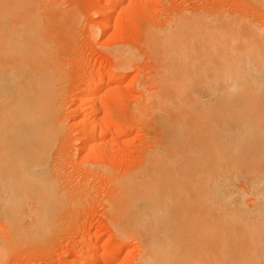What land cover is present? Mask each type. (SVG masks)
Instances as JSON below:
<instances>
[{
  "label": "bare ground",
  "instance_id": "6f19581e",
  "mask_svg": "<svg viewBox=\"0 0 264 264\" xmlns=\"http://www.w3.org/2000/svg\"><path fill=\"white\" fill-rule=\"evenodd\" d=\"M117 2L104 0L107 6L116 7L107 10L106 4L101 5L103 22L118 12ZM36 12H23L20 21L34 22ZM225 16L213 20L218 21L211 24L216 30H211L206 19L199 18L207 23L201 21L200 26L191 19V26L184 24L185 29L190 28L188 33L175 34L169 29L160 40L164 64L157 72L156 89H163L165 95L156 96L146 112L160 117L153 123L158 127L160 122L161 136L135 174L113 180L117 192L105 201L115 242L124 243L132 237L139 244L131 264H264V30L255 23L246 26L242 16L224 20ZM37 35L31 37L30 45L33 41L32 45H39L42 37ZM5 41L11 49L20 46ZM122 55L123 69L130 60L127 52ZM18 60L0 64V165L22 164L27 173L35 165H45L52 146L60 145L67 133L65 78L61 66H36ZM94 73L84 79L79 104L69 111L72 117L86 114L76 122L79 135L75 140L80 143L76 148L83 151L90 143L102 153L101 140L107 134L128 135L135 126L110 122L107 108L95 107L100 88L121 86L116 73ZM141 129L143 132L144 127ZM63 188L60 196L65 205L72 188ZM47 191L43 183L33 180L9 196L5 193L4 203L0 202L5 226L16 230L26 216L32 228L42 227ZM5 226L0 227L3 232ZM95 246L79 247L84 255L77 264H103L121 250L112 246L97 257Z\"/></svg>",
  "mask_w": 264,
  "mask_h": 264
},
{
  "label": "rangeland",
  "instance_id": "374dc122",
  "mask_svg": "<svg viewBox=\"0 0 264 264\" xmlns=\"http://www.w3.org/2000/svg\"><path fill=\"white\" fill-rule=\"evenodd\" d=\"M118 1L115 0L117 2L115 5L119 4L117 15L115 14L110 17L111 19L103 22L102 20L105 18L102 17L100 7L106 4L104 0H0V64H8L15 59L21 61L22 58V63L36 66H61L63 68V73H61L65 78L63 96L65 108L63 110H65L64 122L67 132L62 138V147L58 142L52 146L45 165L44 163L40 164V167L35 165L33 169L26 170L31 174L24 172L22 164L5 163L0 165V188L2 187L0 202L4 203L5 193L9 196L15 189L33 180L43 183L48 190L43 196V202H45L43 205L46 210L40 225L42 227L32 228L27 221L29 217L23 216L22 227L16 230L7 228L2 214L3 205L0 203V224L2 223L0 227L5 226L7 230L11 231V233L8 232L9 235L5 229L4 236L5 232L0 228V264H72V262L77 264V260H82L84 255H82L83 252L78 251L79 247L81 250L89 244L92 247L93 245L97 246L93 248L97 257H100L104 250L110 249L112 246H119L117 248L121 249V253L119 251L114 258L106 259L107 263L103 262V264L133 263L139 244L137 241L134 242L132 237L127 238V243L115 242L116 239L110 235L112 234L108 221L110 214L106 210L105 201L111 199L117 192L113 185L114 181L129 176L132 172V175L135 174L137 169L146 162L147 157L149 158L152 147L161 136L160 117L155 115L157 113L154 114L155 116H148V112L151 114L154 112H146L155 103L156 96L164 92L163 89H156L159 88L156 84L159 79L157 74L164 64L160 58L164 49V47L162 48L163 44L160 43L161 39L170 33L169 29H172L171 33L175 34L176 32L177 34L188 33L190 28L185 29L187 25L184 24L188 23L191 26L189 23L191 19L195 25L200 23L199 26L201 21L206 19L205 21L208 20L210 26L218 22L217 20L214 22V19L220 20L222 18L220 16L225 15L230 17L226 18L225 16L224 20H231L229 19L231 17L240 19L242 16L241 20L242 18L246 19V26L255 23L264 30V0ZM112 5L110 4L109 7V4L108 6L106 4L104 8L107 7L106 9L110 10L116 7L115 5L112 7ZM32 9L35 12L37 10L33 16L34 22H21L20 17L22 16L20 15L29 14V10ZM21 11L25 13L22 12L18 15ZM223 13L225 15H221ZM194 18L197 19L194 21ZM100 20L103 23L99 24V26L102 25L100 26L102 29L99 30L97 24ZM205 24L207 23L205 22ZM205 24L203 25L205 26ZM222 24L223 22L220 21L219 28H222ZM194 27L196 28V26ZM174 28L175 32H173ZM212 28L211 30L214 28L216 30V25ZM207 29L206 32L210 31ZM35 34H38V38L39 35L42 37L40 43L35 41L36 44L37 42L39 44L37 47L34 46L35 44L32 45L33 40L32 46L28 43L29 40L31 42V37ZM3 39L11 45L18 42L20 46L16 47L15 45V48L11 49ZM13 52L17 56L22 53V57L17 58ZM120 52L129 54L130 62L127 61L128 65L123 69L120 68V62L123 59L122 56L126 57V54L122 55ZM94 72H101L103 75L116 73L117 82L121 86L106 85L100 88L96 103H94L95 107L107 108L108 115L111 116H108L107 119L110 122L125 126L134 124L135 126L128 135L107 134L106 138L101 140V148L104 147L102 153L92 148L90 143L83 151L76 148L80 147L78 140H75L79 135L76 122L86 114L81 112L72 117L69 111L79 104L81 84L91 73L95 74ZM152 95L155 98H149ZM101 116L102 114H100ZM156 119L159 120L157 121L158 127L153 123ZM142 123L145 125L141 126ZM152 124L155 125L152 126ZM143 127L142 132L141 128ZM59 147L61 150H58ZM55 149L58 150L56 151L58 155H56ZM56 158L58 160H55ZM52 159L56 163L54 160L52 162ZM50 161L51 163H49ZM38 168H40V172ZM32 173L37 175H35L36 178L30 176L33 175ZM112 182L113 184H111ZM63 185L66 188H72L70 190L72 192L68 191L70 195L67 196L65 205H63L60 196ZM3 188L4 190H2ZM93 238H97L96 241ZM6 239L7 242L10 241L7 243ZM72 249L74 250L72 251Z\"/></svg>",
  "mask_w": 264,
  "mask_h": 264
}]
</instances>
